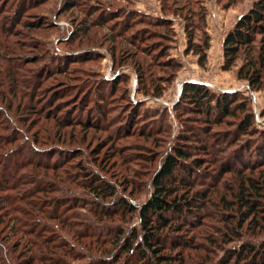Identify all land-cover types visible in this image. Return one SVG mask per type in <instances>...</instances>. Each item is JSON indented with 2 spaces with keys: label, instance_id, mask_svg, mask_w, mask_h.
I'll return each mask as SVG.
<instances>
[{
  "label": "rangeland",
  "instance_id": "374dc122",
  "mask_svg": "<svg viewBox=\"0 0 264 264\" xmlns=\"http://www.w3.org/2000/svg\"><path fill=\"white\" fill-rule=\"evenodd\" d=\"M257 2L264 0H0L4 9L0 19L12 33L7 38L9 50L2 53L22 82L20 103L13 112L5 107L12 130H0V136L16 130L6 153L27 147L34 152L33 161L40 163L20 169L15 174L17 188L2 195L15 196L18 209L35 214L29 204L40 202L41 195L45 198L38 188L54 186L47 199L61 200L54 209L56 216L40 220L50 229L43 237H50L52 249L60 251L58 257L63 256L65 264L125 258L115 237L119 230L125 236L134 229L141 234L138 214L101 219L97 207L101 211L109 203L106 208L111 210L122 200L143 206L154 192L155 176L189 127H197L200 140L186 145H204L207 154L193 150L188 163L203 159L205 164L196 175L198 187L188 193L208 189L216 206L203 218L221 216V198L231 199L240 182L235 173L259 178V170L250 174L236 163L248 147L258 145L257 137L239 132L249 115L255 118L254 129L264 135V80L254 86L238 73L255 59L264 79V38L257 36L255 43L243 48L230 71L223 68L225 38ZM190 39L196 49L188 50ZM197 48L204 51V58ZM191 83L206 86L216 97L237 95V115L210 124L200 123L202 116L189 111L190 104L176 111L181 103L178 85ZM244 84L246 90L239 91ZM95 179L116 189L114 199L95 196L89 188ZM183 194L179 192V197ZM17 218L28 221V229L34 222L19 212H0V223L15 226ZM203 223L199 229L182 226L179 235L193 243L182 251L186 263L224 262L241 242L214 245L209 239L221 237L220 224L215 218ZM0 228L4 248L17 254L15 263L28 264V254L37 249L22 246L29 240L28 232H13L2 224ZM242 235L244 242L257 243L264 231L249 227ZM164 237L174 239L177 234L169 229ZM61 249L70 255H62Z\"/></svg>",
  "mask_w": 264,
  "mask_h": 264
},
{
  "label": "trees",
  "instance_id": "16d2710c",
  "mask_svg": "<svg viewBox=\"0 0 264 264\" xmlns=\"http://www.w3.org/2000/svg\"><path fill=\"white\" fill-rule=\"evenodd\" d=\"M3 10L0 8V18L4 14ZM8 30L3 26L2 19H0V130H7L9 132L12 129L9 120H6L5 111L7 110L5 107L13 112L15 110L14 107L20 103L22 93L19 85L22 82L17 78L18 76L15 73H11L9 58L2 53V51L6 53L9 50L7 38L10 35L12 36V33ZM257 36L264 38V2H257L251 11L240 19L234 29L225 38V64L223 66L225 71H230L234 67L242 49L250 47L255 43ZM193 48L196 49L192 39H190L188 50ZM199 49L197 48L196 53L204 58V51ZM6 64L9 66L7 65L8 70L4 72ZM248 66L244 65L240 69L238 73L239 78L249 80L254 86L263 82V73L258 69V63L255 59H252ZM262 67H264V64ZM16 69L18 70V67ZM180 99L181 103L176 106V111L186 108L184 104H190L187 107L188 110L202 116L199 119L200 123L206 121L212 124L214 119L216 120L214 124L223 123L225 119L235 117L240 109L236 104L238 102L237 95L224 94L221 97H216L209 92L206 86L196 83L186 84L183 87ZM20 105L18 108H20ZM179 106L183 107L179 108ZM5 122H7L9 127H5ZM254 122L255 118L249 115L245 122L241 124L239 132L241 136L252 135L257 137L256 144L258 145L256 147H248L242 153L241 158H239L241 161H238L236 165L242 166L241 168H244L245 172L249 171L250 174L259 170L260 176L259 178L253 176L245 178V175L241 176V173H235L240 182L237 184V188L232 190L231 199L228 200L226 197L221 198L223 206L220 207L218 205L220 207V217L207 216L203 218L205 214L209 213L208 210H210L211 206H215L210 198L212 193L208 189H199L192 196L188 193V190L198 187L199 183L196 175L205 164L202 161L203 159H195L192 163H188L189 159L192 158L193 150H201L204 152L203 155L207 154L205 153L206 146L204 145L201 147H189L186 145L191 140H200L196 132L198 131L197 127L188 126L191 129L187 127L186 134L181 135L180 145L175 148L173 154L167 158L161 171L155 176L152 183L154 192L143 206L139 208L122 200L117 205L115 203L111 210L110 208H106L110 207L109 203H106L108 205H104L101 211L97 207V212H100L101 216L99 217L101 219L102 217L112 218L116 214L120 215L123 213L138 214L141 224V234L134 229L130 236H125V233L119 230L115 239L120 244L121 253L125 258L122 260L123 257H119L114 262H111L113 257L102 258L97 261H90L91 259H89V264H187L182 251L183 249L192 248L191 244L193 243L192 238L183 239L179 235L183 232L182 226L199 229L204 225L203 220L206 221L207 218H215L217 223L220 224L218 230L221 237L218 241L209 239L210 243L219 245L221 242L230 245L235 241L241 242V245L231 249L227 259L219 264H264V237L255 243L252 241L244 242L245 235H242L243 230L249 227L264 231V135L254 129ZM206 128L203 127V129ZM15 131L12 135L0 136V212L5 209L8 212H19L34 222L29 226L30 229L27 226L28 221H23L19 218H17L15 226H10V224H5V222L0 224L5 228H10L13 232H15V229L19 233L23 232V234L28 232L29 240H25L22 246L24 249L29 246H33L34 249L37 248L34 253L31 250L28 254L31 255L28 257V264H65L62 259L63 256L58 257L60 251L52 249L49 241L50 237H43V234L50 229L47 228L46 224L41 223L40 220L42 217L51 219L52 216H56L54 209L59 207L61 200L47 199L48 194L52 193V190L53 192L55 191L52 189L54 186L47 184L43 186V184H40L43 187L40 186L41 188H38V192L45 194V198H43L44 195H41L40 202L29 204L35 210V214L31 211L26 212L25 210L18 209L15 206L17 201L15 196L2 195L4 192L13 190L16 187L15 174L20 169L26 167V165L32 167L40 165V163L33 161L34 155L31 154L33 151L27 147L6 153V147L13 144L16 139ZM201 143L199 142L198 144ZM237 144L235 143V145ZM252 163L253 167L249 168ZM255 164H258V166H255ZM217 177L219 179L223 178L222 174H218ZM40 182L42 183L43 181ZM93 182L96 184H91L89 188L95 193L96 197L101 200L114 199L116 196V189L114 187L100 179H95ZM179 192H184V194L179 197ZM19 194L20 198H26V195L23 193ZM187 194L189 197H186ZM112 203L114 204V201ZM51 207L53 210L50 209ZM171 218L177 222V227L173 226L174 223ZM54 220H59L62 223L60 219ZM169 229L175 231L177 237L174 239L164 237V231ZM33 236L37 237V239H33ZM63 244L64 242H61V246ZM167 249L178 250L179 253L175 256L164 254L163 251ZM61 250L62 255H70L68 249ZM15 256H17L15 252L12 253L11 250L4 248L1 240L0 264H17L15 262L18 260V257ZM51 256H55L56 258Z\"/></svg>",
  "mask_w": 264,
  "mask_h": 264
},
{
  "label": "built area",
  "instance_id": "2783aa9c",
  "mask_svg": "<svg viewBox=\"0 0 264 264\" xmlns=\"http://www.w3.org/2000/svg\"><path fill=\"white\" fill-rule=\"evenodd\" d=\"M182 88H183V85L182 84H179L178 85V88H177V94L178 95H181V93H182ZM245 88H247V85H243L242 86V88L241 89H239V91H242V90H244ZM246 90V89H245Z\"/></svg>",
  "mask_w": 264,
  "mask_h": 264
}]
</instances>
